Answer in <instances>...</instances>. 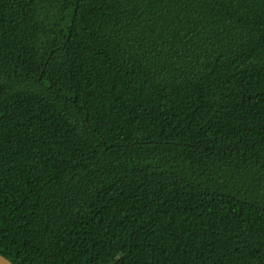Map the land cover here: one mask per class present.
<instances>
[{
    "label": "trees",
    "instance_id": "1",
    "mask_svg": "<svg viewBox=\"0 0 264 264\" xmlns=\"http://www.w3.org/2000/svg\"><path fill=\"white\" fill-rule=\"evenodd\" d=\"M0 254L264 264V0H0Z\"/></svg>",
    "mask_w": 264,
    "mask_h": 264
},
{
    "label": "water",
    "instance_id": "2",
    "mask_svg": "<svg viewBox=\"0 0 264 264\" xmlns=\"http://www.w3.org/2000/svg\"><path fill=\"white\" fill-rule=\"evenodd\" d=\"M0 264H15L5 256L0 254Z\"/></svg>",
    "mask_w": 264,
    "mask_h": 264
}]
</instances>
